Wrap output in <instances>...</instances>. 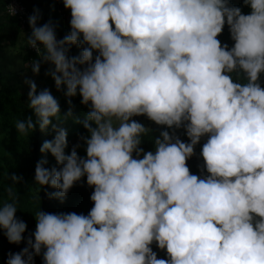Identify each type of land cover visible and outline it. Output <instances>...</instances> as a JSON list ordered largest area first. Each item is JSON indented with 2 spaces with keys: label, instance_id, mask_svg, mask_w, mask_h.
<instances>
[{
  "label": "clouds",
  "instance_id": "clouds-1",
  "mask_svg": "<svg viewBox=\"0 0 264 264\" xmlns=\"http://www.w3.org/2000/svg\"><path fill=\"white\" fill-rule=\"evenodd\" d=\"M70 31L28 17L30 65L67 99L29 88L33 115L18 135L50 132L34 184L64 200L84 180L93 191L87 215L35 212V230L17 217L14 186L0 204L7 241L25 246L5 264H264V0H63ZM250 11L246 14L243 9ZM15 15L13 5H8ZM227 27L231 46L218 37ZM80 49L71 55V49ZM79 95L86 112L76 115ZM144 116L154 129L134 117ZM87 135L68 148V120ZM186 136L187 140L181 139ZM147 137L153 150L141 146ZM200 145L199 174L188 161ZM83 147L84 155L77 149ZM55 159L49 164L46 154ZM86 178V180H85ZM37 199H41L38 197ZM153 246L165 253L158 258Z\"/></svg>",
  "mask_w": 264,
  "mask_h": 264
},
{
  "label": "trees",
  "instance_id": "trees-1",
  "mask_svg": "<svg viewBox=\"0 0 264 264\" xmlns=\"http://www.w3.org/2000/svg\"><path fill=\"white\" fill-rule=\"evenodd\" d=\"M21 1L32 13L34 8L40 10L41 20L39 24L51 20L57 26L58 39L63 38L70 31V9L64 8L63 0H57L56 4L51 3L52 0ZM232 3L240 5L242 0H232ZM243 11L247 14L250 9L244 8ZM29 30L31 31L30 27L22 26L18 19L7 13L5 2L0 0V60L5 54L17 55L22 58V63L25 64L21 70L25 69L33 73L30 66L26 67L30 65L33 59H37V55L25 44ZM218 38L222 42H227L230 46L233 43L227 27H225L223 34ZM79 52L80 49L73 46L70 54L78 55ZM49 67V64L41 63L39 74H35L38 78L34 82L37 85L38 91L44 88L50 90L51 94L59 101L61 113H64L69 108L67 103V99L69 98H66L61 91L56 89L54 81L48 83V77L45 73ZM8 75L0 67V204L8 199L4 189L12 183L6 178L5 173L9 175L15 173L23 177L22 181L14 186V194L17 198L18 207L16 215L26 223L27 229L23 235L27 237L29 233L35 230L36 221L34 214L39 209L48 213L75 212L87 215L92 207L90 195L93 189L88 187L86 182L82 180L70 189L64 203H60L59 200L49 199L46 195V191L55 192L58 191L57 189L45 186L46 191L44 189L40 190V186L34 184L35 164L44 155L40 153L39 149L43 142L51 140L54 134L41 132L38 127L30 137L17 134L15 129L16 121L24 119L27 115H33V119H35V116L32 110L27 107L29 88H21L18 84L13 83ZM43 82L45 84L42 85ZM70 99H72L73 111L76 115L87 111V107L80 104L81 98L79 95ZM134 118L146 126L150 124V127L154 129L151 135L156 136L159 134V126H156L146 117L140 116ZM64 127L68 133V148L66 149V153H70L73 146L82 143L79 140V136L81 134L87 135V131L83 128L82 124L75 123L71 119L65 123ZM141 146L145 151L153 150L154 148V144L147 137H145L144 143ZM77 151L80 155L85 154L83 147L78 148ZM46 158L49 164L45 165V167L55 165V159L50 153L46 154ZM201 163L202 161L199 164ZM198 165L191 170L193 174H199ZM38 197H41V199H37ZM24 246V242L20 245L9 243L3 235V230L0 229V264H5L9 252H19ZM154 251H157L158 258H165V253L155 248V246ZM34 259L35 264H42L40 256H36Z\"/></svg>",
  "mask_w": 264,
  "mask_h": 264
},
{
  "label": "rangeland",
  "instance_id": "rangeland-1",
  "mask_svg": "<svg viewBox=\"0 0 264 264\" xmlns=\"http://www.w3.org/2000/svg\"><path fill=\"white\" fill-rule=\"evenodd\" d=\"M50 1V0H46ZM58 2L57 0H52L51 3L56 4ZM25 64L22 63V58L17 55H3V58L0 60V67L3 70L4 73H8L10 79L13 83L18 84L21 88L26 89L28 86L24 84L25 78L32 79L33 81H36L38 76L31 73L29 70L23 69ZM48 77V83L54 81L51 76L47 75ZM45 84V82L42 83V85ZM135 119V118H134ZM146 122V120H145ZM147 126H150V124H147ZM181 139L187 140L186 136H181ZM200 152V145L196 147V156H193L187 163L190 167V170H193L201 161L202 158L199 157ZM154 250V246H153Z\"/></svg>",
  "mask_w": 264,
  "mask_h": 264
},
{
  "label": "built area",
  "instance_id": "built-area-1",
  "mask_svg": "<svg viewBox=\"0 0 264 264\" xmlns=\"http://www.w3.org/2000/svg\"><path fill=\"white\" fill-rule=\"evenodd\" d=\"M3 1L5 2V6L8 14H9L8 5H13L15 7L16 14L15 15L9 14L10 16L18 19L19 22L22 24V26L30 27L28 24V17L29 15L32 14V12L27 8V6L21 0H3ZM30 33L31 31L29 30L28 35H30ZM29 48L32 52H34L37 55L36 51L33 48L31 47Z\"/></svg>",
  "mask_w": 264,
  "mask_h": 264
}]
</instances>
